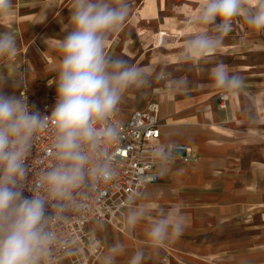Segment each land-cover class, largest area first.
Returning <instances> with one entry per match:
<instances>
[{"label": "crops", "instance_id": "0c3cea01", "mask_svg": "<svg viewBox=\"0 0 264 264\" xmlns=\"http://www.w3.org/2000/svg\"><path fill=\"white\" fill-rule=\"evenodd\" d=\"M127 2L129 14L109 35L106 51L143 68L151 83L128 90L117 117L127 120L133 111L159 103L162 143L188 145L195 159L175 161L163 180L142 190L131 207L143 205L149 214L135 230L125 219L117 229L98 225L103 221L87 225L105 247L96 264H107L116 243L124 245L116 264H130L141 249L142 264H264V32L235 17L219 48L186 61V41L212 32L197 21L203 0ZM13 5L0 18V32L14 33L16 52L0 58V73L13 78L26 67L30 98L47 101L56 95L58 46L71 29L73 0H13ZM161 31L170 36L160 46ZM219 63L243 78L241 89L213 85L210 73ZM162 70L170 73L168 80L155 78ZM180 77L188 79L186 89L173 87L171 79ZM20 89L8 81L3 91L19 97ZM160 209L181 218L184 230L156 248L145 232Z\"/></svg>", "mask_w": 264, "mask_h": 264}, {"label": "clouds", "instance_id": "9594fccd", "mask_svg": "<svg viewBox=\"0 0 264 264\" xmlns=\"http://www.w3.org/2000/svg\"><path fill=\"white\" fill-rule=\"evenodd\" d=\"M13 7V0H0V18ZM128 14L127 0H73L71 29L58 46L56 102L50 115L30 107L25 94H5L8 81L15 87L24 81L19 74L9 78L0 73V264H51L60 239L57 226L69 222L68 213L87 207L83 200L87 192L115 176L109 149L121 136L114 119L119 103L128 90L151 83L143 68L107 54L109 35ZM235 17H242L253 31L264 32V0H203L197 21L211 26L212 32L191 36L182 58L193 61L219 48ZM15 52L14 33L0 32V58ZM169 77L163 70L155 75L158 80ZM210 78L224 91L243 86V78L230 74L223 63L211 70ZM171 83L175 89L189 85L186 77L172 78ZM44 130L51 133L53 162L39 173H30L27 161ZM155 152L171 161L179 155V146L171 143L167 151L161 146ZM25 191L31 195L26 196ZM148 214L143 205L128 207V228L135 230ZM158 216L145 232L156 248L184 230L181 218H173L164 209ZM69 242L74 243L65 241ZM123 250L122 243L114 244L107 264H116ZM144 257V250H138L130 264H142Z\"/></svg>", "mask_w": 264, "mask_h": 264}, {"label": "built area", "instance_id": "2783aa9c", "mask_svg": "<svg viewBox=\"0 0 264 264\" xmlns=\"http://www.w3.org/2000/svg\"><path fill=\"white\" fill-rule=\"evenodd\" d=\"M158 35V44L161 46L170 33L161 31ZM19 75L25 85H21L20 95L27 96V103L30 107L34 106V110L42 115H50L56 95L44 102L33 101L28 92V69L22 67ZM159 116L160 105L152 102L145 109L133 111L127 120L117 116L114 118L121 133L120 139L109 149L116 174L110 180L100 181L94 190L87 192L83 196L87 207L68 213L69 222L57 226L60 239L51 264H95L105 247L88 231L87 225L98 221L114 224L117 219L122 222L125 210L135 203L146 186L163 180L171 164L177 160L185 163L194 161L192 148L185 144H177L179 155L171 161L156 155L155 149L163 146L167 151L169 145L161 141ZM50 145L51 133L47 130L39 133L27 161L30 173H39L52 164ZM25 195L30 196L31 193L25 191Z\"/></svg>", "mask_w": 264, "mask_h": 264}, {"label": "rangeland", "instance_id": "374dc122", "mask_svg": "<svg viewBox=\"0 0 264 264\" xmlns=\"http://www.w3.org/2000/svg\"><path fill=\"white\" fill-rule=\"evenodd\" d=\"M20 91H21V89H20ZM19 95H20V93H19ZM121 219H122V222H119V219H117V220L114 221V224H110V223H108V222H106V221H103V222H100L98 225L102 226V224H106V225H108V226H111L112 228L117 229L118 227L122 226V224H123V222H124V219H125V216L122 217ZM256 222H258V220H256ZM98 229H99V228H98ZM240 236H241V235H240ZM98 240H99V239H98ZM100 242H102V241L100 240ZM97 260H98V258H97ZM97 260H96V262H97ZM96 262H95V264H96Z\"/></svg>", "mask_w": 264, "mask_h": 264}]
</instances>
